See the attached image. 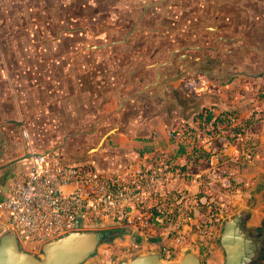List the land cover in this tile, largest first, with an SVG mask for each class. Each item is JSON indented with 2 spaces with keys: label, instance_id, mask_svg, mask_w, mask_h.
Segmentation results:
<instances>
[{
  "label": "crops",
  "instance_id": "crops-1",
  "mask_svg": "<svg viewBox=\"0 0 264 264\" xmlns=\"http://www.w3.org/2000/svg\"><path fill=\"white\" fill-rule=\"evenodd\" d=\"M263 88L264 0H0V201L34 153L116 171L206 106L250 120L228 170L264 193Z\"/></svg>",
  "mask_w": 264,
  "mask_h": 264
},
{
  "label": "built area",
  "instance_id": "built-area-1",
  "mask_svg": "<svg viewBox=\"0 0 264 264\" xmlns=\"http://www.w3.org/2000/svg\"><path fill=\"white\" fill-rule=\"evenodd\" d=\"M251 128L241 115H216L206 106L179 120L168 144L155 143L116 171L34 153L0 201V234L15 232L23 248L39 252L45 241L75 229L124 225L166 259L192 245L203 264H214L220 223L243 183L228 166L259 157Z\"/></svg>",
  "mask_w": 264,
  "mask_h": 264
},
{
  "label": "flooded vegetation",
  "instance_id": "flooded-vegetation-1",
  "mask_svg": "<svg viewBox=\"0 0 264 264\" xmlns=\"http://www.w3.org/2000/svg\"><path fill=\"white\" fill-rule=\"evenodd\" d=\"M264 193L262 188L241 190L237 204L222 219L216 236L218 264H264ZM229 226L226 232L225 228ZM98 233V244L126 241L131 248L140 245L141 237L124 225H105L84 229ZM98 250L92 253L96 254ZM102 261L98 255L93 264Z\"/></svg>",
  "mask_w": 264,
  "mask_h": 264
},
{
  "label": "water",
  "instance_id": "water-1",
  "mask_svg": "<svg viewBox=\"0 0 264 264\" xmlns=\"http://www.w3.org/2000/svg\"><path fill=\"white\" fill-rule=\"evenodd\" d=\"M225 229L227 232L229 226ZM140 237L141 244L147 241L144 236ZM99 246L97 232L75 229L45 241L39 252H33L22 247L15 232H5L0 234V264H93L96 254L92 252ZM203 263V254L189 245L175 258L166 259L157 250H147L123 258L118 264Z\"/></svg>",
  "mask_w": 264,
  "mask_h": 264
},
{
  "label": "rangeland",
  "instance_id": "rangeland-1",
  "mask_svg": "<svg viewBox=\"0 0 264 264\" xmlns=\"http://www.w3.org/2000/svg\"><path fill=\"white\" fill-rule=\"evenodd\" d=\"M83 224V217L79 215L76 220V225L81 226ZM140 248L133 249L126 241L121 243H110L108 245L103 244L99 246V252L97 255L101 257L102 261L99 264H118L121 259L132 257L134 254L139 252ZM96 255V256H97ZM95 256V257H96ZM95 259V258H94ZM218 264V259H215Z\"/></svg>",
  "mask_w": 264,
  "mask_h": 264
},
{
  "label": "trees",
  "instance_id": "trees-1",
  "mask_svg": "<svg viewBox=\"0 0 264 264\" xmlns=\"http://www.w3.org/2000/svg\"><path fill=\"white\" fill-rule=\"evenodd\" d=\"M224 111H225V112H228V113H229V112L231 113V111H228V110H224Z\"/></svg>",
  "mask_w": 264,
  "mask_h": 264
}]
</instances>
